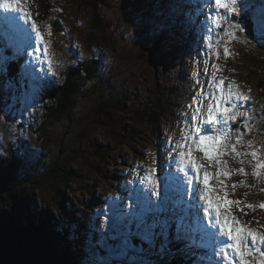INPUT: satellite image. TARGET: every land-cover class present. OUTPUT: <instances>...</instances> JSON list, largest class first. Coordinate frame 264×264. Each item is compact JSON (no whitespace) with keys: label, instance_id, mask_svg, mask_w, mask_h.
Masks as SVG:
<instances>
[{"label":"rangeland","instance_id":"374dc122","mask_svg":"<svg viewBox=\"0 0 264 264\" xmlns=\"http://www.w3.org/2000/svg\"><path fill=\"white\" fill-rule=\"evenodd\" d=\"M103 2L106 4L105 11L99 13L98 16L102 17L106 22L108 31L103 36L106 38L91 35L98 39L96 42H92L91 49L106 50L111 55V53H115V49L117 48L122 56L120 62L114 59V63L110 59L104 60L98 58V61L102 63V67L100 66L99 82L96 86V100L101 97L106 99V101L112 98L115 101L126 102L128 104L126 105L127 109L122 111L121 116L124 120L123 123L131 126L130 111H134L137 115H140L141 113L151 114L157 110L154 102V99H157V94L155 93L157 85L163 84L162 102L165 105L168 103L170 114L172 109L182 102V95L186 94L187 69L191 66L192 55H194L195 61L190 69L191 76H193L194 72L199 73L201 69L207 68V73L201 77L211 80V74L215 70L212 65L218 63L221 71L216 72L217 80L221 79V73H229L234 81L246 87L249 93L253 94L252 109L246 111V120L249 122L250 132L245 130L242 146L238 147V151L242 152L247 145L254 144L261 137L264 140V47L256 43V39L252 42L253 38L246 36V43L245 40H241L240 33H236L237 38L228 45L231 55L227 58L224 57L223 45L226 42H222L219 49L221 56L219 60H216L215 56H211L210 58L205 57V49L202 47V32L198 30L197 25L188 23L189 15L195 19V8L193 7L192 11L190 10L191 4L189 1H184V5L186 6L184 14L175 9L178 5L177 0H127V3L125 0H103ZM79 4L80 6L76 7V9L69 7L71 15L63 13L61 18L62 26L67 27L70 33L69 35L65 33L67 37L59 40L54 32L50 39L45 32L49 45L50 43L53 45L52 55L55 56L56 74L59 73V63L65 61L74 52L82 53L81 57L78 60L68 61L65 66L79 69L80 74L83 72L84 63L93 56V51L88 50L87 46L88 38H90L89 31L81 29L78 24L76 27L81 29L82 34L79 33L80 30L70 28V26L74 25L73 18H75L76 23L82 19L86 20L88 25H91L93 22L91 10L83 3ZM260 4L261 0H253L252 6L258 8ZM106 11L109 12V15H107ZM113 12L115 13V19L111 17ZM58 15L56 11L53 17H57ZM120 16L123 18V21H119ZM141 18L143 21L164 23L167 25V28L159 36L153 37L149 34L148 24L142 22ZM237 20L243 19L237 18ZM19 24L22 28L29 30L27 34L32 37L34 42L35 33L31 32L23 20H20ZM122 24L125 26L123 27ZM2 27L3 24H0V31H2ZM189 27H193L196 33H193ZM8 30L9 28L5 26L4 31ZM12 30L16 31L18 35H24L15 29ZM111 30H120V34L115 38L113 43L110 40L109 45L107 39ZM188 32L191 34L186 36ZM117 33L115 31V34ZM215 39L216 37H214ZM66 41H69V43ZM15 43L17 44L16 39ZM195 43L196 50L189 51ZM0 47L3 46L0 44ZM19 47L25 48L26 45L21 44ZM155 48H157V51ZM247 50L250 51L251 57L247 56ZM151 53H154L155 56L152 57ZM29 55L32 62L43 68L42 71L47 73L41 60L35 59V57H39V53L34 49ZM205 59L209 61L207 65H203V60ZM3 61L5 63V60ZM3 61L0 60V65L4 64ZM17 61L19 62V70H25L24 66L21 65L20 59L16 57L14 60L7 62V69L13 71ZM62 73H65V71ZM32 75L35 74L28 72H24L22 75L15 74L16 77L21 76L25 80L30 79L32 83L39 86V83L32 78ZM4 79V82L0 79V123H2L0 126V146L2 145L5 149L15 146L17 149H21L22 154L26 155L22 145L26 144L31 147L30 137L39 136L30 131L33 128L31 125L34 123L33 126L40 128L41 124L39 122L46 121L44 116L47 115L48 111L45 108L49 109L50 104L47 101L50 100L47 99V92L43 89L42 91L40 89L32 90L28 84L24 86L22 84L10 85ZM59 87L61 86L49 89L48 93L51 96L56 95L58 92L56 90ZM22 90L25 91L24 96H22ZM212 90H209V92ZM193 92L197 93L198 91L193 88ZM178 96L179 99H177ZM82 98L83 95L80 96V99ZM115 101L112 104L118 103ZM246 102H241L240 110H243V113L245 107H247ZM92 103L95 102L84 103L82 107L89 106ZM82 107L75 111L72 122L66 123L60 121L52 126L49 122H45L47 125H50V128L48 130L49 135L46 138L47 141L44 140L42 147L45 150L47 147V152L49 150L51 158H55L61 157L60 152H62L61 148L64 145V150L69 156L77 157L76 162L71 167L73 169L84 170L86 179L76 178L77 180H72L69 177L68 184H71L68 188H64L66 195L60 198L57 190L58 182L54 181L52 177L48 178L47 175L45 178H40L37 183H34L35 190L31 191L32 197L30 198L31 205L38 203L37 208L34 210L31 206L32 212L26 209L24 211H17L14 215L16 223L25 232L29 231L26 225L35 224L41 227L43 231L47 229L50 233V236L47 235V241L50 243H59L65 247L64 249L79 250V256L77 258L73 256L75 264H169L166 252L162 253L159 250L161 239H158L159 242L157 240L156 246H150L147 243L142 244L141 240L138 241L136 247L126 244L125 241L128 238L127 231L113 215L115 208L120 207L123 209L122 202L119 199H115L113 203L110 202L111 199H100L92 195L91 190L95 189L97 193L101 189H107L108 194L115 195L113 194L117 189L115 183L122 184L124 182L128 187L127 204L138 210V206L140 205L135 204L133 197L134 195H138L139 198L144 200L145 193L142 189L145 186V182L142 183L141 178L148 174L149 168L158 170L156 154L157 156L164 154L163 149H165L164 157L166 165L162 169V185L164 184L165 174L170 173L169 195L175 198V193H172L170 188L174 185L178 186L175 178L182 174L177 171L176 163H174V161L178 162L180 149H177L176 146L172 148V133L177 129L172 127V117L170 120L168 119L170 115L166 113V107L163 106L164 112L160 111V113L163 116V123L167 122L162 127L161 134L157 135V139L153 138L154 130L152 131L149 128L145 117L141 119V128L136 129V132L132 134L119 135L117 142L113 145L111 142H108L110 134H107V130L102 124L95 123L93 125L94 121H87V124L83 126L79 124ZM47 118L48 121L52 120L50 115ZM235 122L232 125H235ZM11 124L15 126L13 133ZM174 136L176 137L177 134ZM233 139L236 141V138ZM119 141H123L125 144L122 145ZM235 141L231 143H235ZM95 145L104 154L110 151L109 157H106L108 159H105L102 163L96 161L94 157L92 148ZM106 147H109L110 150ZM246 150L247 153H250L248 147ZM258 151L261 161L264 162L260 146H258ZM5 153L4 150H0V155L6 156ZM228 156L234 158L233 162L238 168L243 167L240 165V160L244 159L245 156L234 157L231 154ZM88 158L90 159V163L87 161ZM38 159V156L31 150L29 161L35 165ZM246 160L249 167H251V155H247ZM90 165L99 167L100 172H96ZM238 168H228L233 173L232 176L236 177L235 184L238 185L235 189L229 188L226 190L229 194L228 198L234 200L236 197L238 200L243 201V212L233 205L238 209L237 215L239 219L248 227L264 233V209L259 207L260 204L264 203V196L260 187L257 186V188L254 187L258 190L255 199L244 195L242 182L246 181V177L237 174ZM114 170H118L120 173L116 178L113 173L111 174ZM208 170L213 173L218 171L214 167H209ZM62 174L64 175V173ZM122 175L125 178L121 177ZM253 181H256L258 186L260 185L264 189V175L259 179L254 178ZM86 186L91 190L87 189ZM255 192V190L252 191L251 195ZM3 197V203L7 205L10 201V195L5 197L4 194ZM152 199L156 200L155 197H152ZM185 199H190V197H185ZM247 204H252L256 207L255 209H250L246 207ZM169 207H171L170 204ZM35 213L36 216H34ZM27 214L30 216H27ZM169 215L170 213L167 212L162 213L161 218H166ZM30 219L34 221H30ZM18 220L21 221L22 225H20ZM54 231L61 234V240L52 235ZM132 231L136 232L133 229ZM171 236L172 233L169 234L167 240L170 242V247L174 253L176 245L172 244ZM35 238L37 239V236ZM86 240L90 244L99 246L96 249L91 245L92 254L89 252L87 255L83 254V256L80 251H84ZM40 244L45 243L40 242ZM191 249L195 250V248ZM121 251H123V254ZM126 251H129V253ZM206 251V258L208 256L213 262L219 260V256H213L212 249H206ZM48 254L50 261H53L51 257L52 252H48ZM188 264L208 263L199 261L192 255L189 257Z\"/></svg>","mask_w":264,"mask_h":264},{"label":"snow or ice","instance_id":"6c2138e0","mask_svg":"<svg viewBox=\"0 0 264 264\" xmlns=\"http://www.w3.org/2000/svg\"><path fill=\"white\" fill-rule=\"evenodd\" d=\"M29 4L30 0H0V24L23 33L25 40L31 44L33 40L27 34L29 30L22 28L19 21L23 20L25 25H30L31 32L35 33V51L41 52L43 46L41 62L47 65L49 72H53V60L48 55L49 42L45 40L33 19ZM193 7L195 19L189 15L188 23L197 25L198 30L202 32L205 57L215 56L216 60L220 59L219 49L222 38L226 40L223 45V55L229 57L231 51L228 45L237 38L235 34L245 32L249 24L256 43L264 47V0H261L258 8L250 5L248 0H196ZM237 14L245 17L249 24L242 26L241 21L234 18ZM201 16L203 20L200 19ZM142 22L148 24L149 34L153 37L159 36L167 28L164 23L143 21V19ZM225 22H227L226 28L223 27ZM51 34L49 26L48 35ZM3 35L8 43L6 47H0V58L5 59V63L0 66V76L6 75L7 62L14 60L22 51L16 46L15 37L10 32H5ZM245 42L247 43V39ZM35 59L41 58L35 57ZM208 62V59L203 60V65H207ZM212 67L215 70L211 74L210 83L205 81L204 86L193 95L192 103L188 108L194 110L190 119L183 120L181 138L176 145V148L180 149L179 158L178 162L174 161L177 171L182 174L175 178L178 185L174 189L175 198L169 195L171 174L164 176L162 195L161 180L155 176L156 169L149 168L148 174L141 178L142 183L146 182L142 208L130 215L125 214L128 216L125 223L128 238L125 243L136 247L133 240L135 237L140 239L142 244L156 246V239H161L159 250L162 253H171L172 249L167 238L170 229L174 227L175 241L183 243L184 249L211 247L213 256H219V260L214 262L209 260L208 264H253V262L264 264V233L248 227L232 213L233 205L243 212L244 202L228 198L225 178L231 179L233 173L222 159L229 154L234 157L251 155L257 161L252 175L258 179L264 175V162L256 151L251 153L238 151V147L242 146L244 135L242 131L237 129L235 143H228L229 134L233 131L232 124L242 114L241 102L247 101L248 97L239 91L235 81L225 87V80L216 78V72L221 71L220 65L217 63ZM193 75L198 76L199 73L194 72ZM39 79L42 80L43 77ZM196 83L199 84L200 80L197 79ZM205 86L213 89L206 95ZM37 87L42 91V86ZM205 101L208 103L205 104ZM243 127L249 128V125L245 124ZM248 147L251 148L252 145L249 144ZM240 163H244L243 159ZM209 167L217 168L218 171L210 172ZM237 174L247 176L243 167L237 170ZM242 184L246 186V182ZM231 187L235 189L238 185L233 184ZM152 197L157 199L153 200ZM246 207L255 209L256 206L247 204ZM259 207L264 209V203ZM165 212L170 215L161 218V214ZM204 220L207 221L206 224ZM133 222L136 232L132 231ZM157 229L160 231L158 232ZM249 257L252 259L250 260Z\"/></svg>","mask_w":264,"mask_h":264},{"label":"trees","instance_id":"16d2710c","mask_svg":"<svg viewBox=\"0 0 264 264\" xmlns=\"http://www.w3.org/2000/svg\"><path fill=\"white\" fill-rule=\"evenodd\" d=\"M31 2H35V0H30ZM38 7L37 10L41 13V17L43 19L49 18V20L52 19L53 28L55 31V35L58 37L59 40H63L64 37H67L65 33H69L68 28L63 27L61 24V18L63 16V13L70 14L69 7L76 9V7H79V3H83L85 6L88 7V9L91 10L93 15V22L91 25H88L86 20L82 19L76 23L75 18H73L74 25L70 28L74 29L76 28L80 34H82L81 29H87L90 34V38H88V50H92L91 44L92 42H96L98 39L91 36L94 35L96 37H103L105 34H107V27L106 22L103 20L102 17L98 16L99 13L102 11H105L104 8L106 4H104L103 0H36ZM127 3V0H125ZM36 4V2H35ZM57 11L59 14L57 17H53V14ZM107 15H109V12H107ZM51 14V15H50ZM125 15V13L123 12ZM71 15V14H70ZM52 16V17H50ZM112 18L115 19V13L113 12ZM243 20H240L242 23V26L249 24V21L245 17H241ZM119 21H123V18L120 16ZM81 28H77L76 26ZM124 27L125 25L122 24ZM115 31L118 33L115 34ZM120 34V30H111V33H109V38L107 39V43L110 45V40L112 43L115 41V38H117ZM241 40H246V36L252 37L254 42V35L252 33L251 26L249 24L248 27H246V31L243 33H240ZM106 38V37H103ZM69 43V41H66ZM94 48V47H93ZM119 48V47H118ZM74 50V49H73ZM153 50V49H152ZM157 51V48H155ZM92 58L84 63L83 66V72L80 74L79 69L72 68L70 70L69 75H62V78H56L55 81L45 84L43 90L47 91L48 89H52L56 86L59 87L56 91L57 94L47 97L50 101H47V103L50 104L49 109L45 108L47 112V115L44 117L46 118V121L49 122L50 125H54L57 122L64 121L66 123L72 122V119L75 115V111L82 107L84 103L87 102H95L90 104L89 106L82 107V110L80 111L81 117L79 119V124L81 126L87 124V121H94L93 125L95 123L102 124L104 128L107 130V134H110V138L108 142H111V144L115 145L117 142V137L119 135L123 136L124 134H132L136 132V129L141 128L142 120L146 117L147 124L149 128L153 131L154 137L160 134L161 126L163 124V116L160 113V111L164 112L163 106L166 107V110L168 115L172 114V111L169 114L168 110V103L165 105V103L162 102L163 99V84L157 85V91L155 94H157V99H154V102L157 106V110L153 113H141L140 115H137L136 112L130 111L131 115V126H127L123 123V118L121 116V113L126 108V105H128L126 102L123 101H115L112 98L104 99L99 98L98 100L95 99L96 95V86L99 82V72H100V66L102 67L101 61H98V58L106 59L103 55H99L95 53V50H92ZM101 53L102 51L99 50ZM121 52V51H120ZM108 53V58L112 62V59L118 60L120 62L121 53L115 49V53H111V55ZM247 56L251 57V53L249 50H247ZM151 56L154 57V53H151ZM67 60V59H66ZM3 61V60H2ZM107 62V61H106ZM4 63V61H3ZM109 64V62H107ZM60 65L62 63H59ZM2 66V65H0ZM62 67V66H61ZM68 68V67H67ZM67 68H60V71L63 72ZM15 70L20 71L19 67L16 66ZM73 72V73H72ZM106 73V71H105ZM22 80L26 81L25 79H22L21 76H18V81L15 82L16 85H20ZM20 82V83H19ZM26 85V84H24ZM29 85V84H28ZM40 86V85H39ZM24 90V88H23ZM22 90V96L23 95ZM83 95V98L80 99V96ZM52 101V102H51ZM118 102L117 104H112V102ZM52 104V105H51ZM136 105V104H135ZM50 115L52 120L48 121L47 116ZM160 120V121H159ZM41 124L40 128H37L36 126L31 125L33 127L30 129L32 133H36L39 135L40 143H42L46 138L48 137L49 133V126L46 123ZM2 123H0V126ZM14 125L11 124L12 133L14 131ZM43 131V132H42ZM84 132V131H83ZM36 138V136H34ZM43 140V141H42ZM47 141V140H46ZM120 144L124 145L125 142L119 141ZM29 144V143H28ZM64 145L62 146L60 152L61 157H55L51 158L49 154V150L47 152L43 148H40L42 156L39 157L37 160V163L34 165L29 161V156L31 152V147L25 145H22V148L24 149L25 154L21 153V149H17L15 146H11L7 151H5V155L0 160V209L3 210V212H13L15 215L17 211H24L26 209L27 211L32 212L31 206L35 210L38 206V203L36 204H30V198L32 197V190H35L34 183H37L40 178H45L47 175L48 178L54 179V181L58 182L57 190L60 194V198H63L64 195H66V192L64 191L65 187H69L71 183L68 184V178L72 180H77L76 178L80 179H86L84 170L75 168L73 169L71 166L74 164L77 160L76 156H69L68 153L64 150ZM109 149V147H106ZM110 150V149H109ZM94 157L96 161H99L102 163L105 159H108L106 157H109L110 151L106 154L99 151L97 146L92 148ZM46 152V153H45ZM260 154L259 152H257ZM102 157V158H100ZM87 161L90 163V159L88 158ZM92 169H94L96 172H100V168L96 167L94 165H90ZM114 172V173H113ZM113 175L117 176V171H113ZM64 173V175L62 174ZM247 177H253L252 174L247 175ZM114 178V180H115ZM255 177L252 179L254 180ZM72 182V181H71ZM256 183V181H254ZM87 189H89L86 186ZM60 189V190H59ZM91 190V189H89ZM91 194L97 196L96 190L92 189ZM10 195V201L5 205L3 203L4 197ZM27 216H30L27 214ZM36 216V213L35 215ZM30 221H34L33 219H30ZM20 225H22L21 221L18 220ZM38 225V224H37ZM27 230L32 231L36 236L37 239L43 244L48 252H52L51 257L53 258L54 264H75L73 261V256L78 257L79 251L71 250L69 248L64 249L65 247L61 246L59 243H50L47 241V235L50 236V233L47 229L43 231L41 227L34 225H26ZM52 235L55 238H59L61 240V234L54 231ZM158 239H156L155 244ZM135 245H138V243L135 241ZM81 254L83 255L84 252L81 250ZM167 253V252H166Z\"/></svg>","mask_w":264,"mask_h":264},{"label":"water","instance_id":"95a60500","mask_svg":"<svg viewBox=\"0 0 264 264\" xmlns=\"http://www.w3.org/2000/svg\"><path fill=\"white\" fill-rule=\"evenodd\" d=\"M0 264H52L35 234L18 228L13 212L0 211Z\"/></svg>","mask_w":264,"mask_h":264},{"label":"bare ground","instance_id":"6f19581e","mask_svg":"<svg viewBox=\"0 0 264 264\" xmlns=\"http://www.w3.org/2000/svg\"><path fill=\"white\" fill-rule=\"evenodd\" d=\"M8 43V42H7ZM0 44L4 47L5 46V44H4V42H3V34H2V31H0ZM18 61L16 62V66H18ZM25 94V91H23V95ZM163 186H164V184H163ZM176 188V186L174 185V186H172L171 188H170V191L172 192V193H175V191H174V189ZM0 211H1V209H0ZM3 212V211H2ZM5 213H8V212H5ZM15 219V218H14ZM17 224V223H16ZM17 226H18V224H17ZM18 228H20L19 226H18ZM21 229V228H20ZM26 235H28L30 232L29 231H24L23 229H21ZM36 237V236H35ZM38 241V240H37ZM39 242V241H38ZM40 243V242H39ZM42 247H43V249L44 250H46V251H48L47 250V248L43 245V244H40ZM207 249H211V247H209V248H207ZM216 258V257H215ZM52 264H54V262L52 261Z\"/></svg>","mask_w":264,"mask_h":264}]
</instances>
